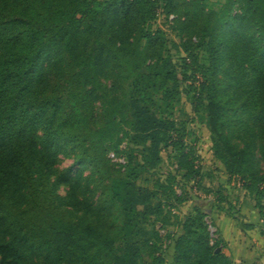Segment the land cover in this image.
Instances as JSON below:
<instances>
[{
  "label": "trees",
  "instance_id": "trees-1",
  "mask_svg": "<svg viewBox=\"0 0 264 264\" xmlns=\"http://www.w3.org/2000/svg\"><path fill=\"white\" fill-rule=\"evenodd\" d=\"M159 10L187 55L180 68ZM179 75L229 183L264 220V0H0V264H167L172 245V264H234L206 219L235 217L236 202L201 187L200 158L170 120ZM67 150L74 162L57 174ZM162 150L176 174L158 172ZM76 168L90 170L84 190L79 176L62 198ZM177 174L207 196L184 219ZM145 175L166 203L137 186Z\"/></svg>",
  "mask_w": 264,
  "mask_h": 264
},
{
  "label": "rangeland",
  "instance_id": "rangeland-1",
  "mask_svg": "<svg viewBox=\"0 0 264 264\" xmlns=\"http://www.w3.org/2000/svg\"><path fill=\"white\" fill-rule=\"evenodd\" d=\"M206 5H208V8H214L216 10L220 9L222 5L225 4L226 0H203ZM172 20V18H171ZM155 25L157 27L162 28L170 42V48L172 49L171 56L173 59V63L180 68V66L183 64V59L186 58V54L180 50H176L172 47V42H175L177 44L180 43V37L176 35L171 29V23L170 19L167 18V16L159 10ZM199 55V61L200 63H206V58L204 53L201 51L198 53ZM180 72V69H179ZM192 74L189 72L188 75H186L187 79ZM179 81H180V89L182 91L181 98L178 102L175 103V109H174V117H172L170 120H172L177 128H180L184 130L185 133V141L188 145L192 146L195 148L197 155L200 158V165L202 167L201 169V187L203 188H211L214 190V192H218L221 190L220 196L225 198L227 202H223L221 205L227 206L228 204H231L233 202V205L236 206L235 209L233 210L234 213H239V199L243 197V195L246 194L245 190L241 187V185L235 181L233 183H229V177L226 174L225 167L221 164L219 160H217L214 156V142L212 139V134L206 125V123L202 122L194 112V105L192 103V96L193 94L188 93V86L189 82L186 80L185 76L179 75ZM148 145V144H147ZM147 146L143 144L139 150L145 149ZM171 154L170 150H162L161 156L163 159V164L161 165L160 170L158 171L160 174L162 173H168L172 172L173 174H176L174 171V166L171 165V162L169 161V155ZM74 157L72 151L67 150L66 153L60 155L59 158V163L57 164L56 168V173L59 174L61 173L64 169L70 167L73 162H74ZM110 157L113 158L114 162L118 163H124V158L122 157H114V154L111 153ZM153 172V171H151ZM90 174V170L88 168H81L79 170L76 168L74 170V174L71 176L68 182L63 183L62 185L59 186L58 188V194L62 198H67L71 191V187L76 184L81 177L82 180H79L80 182L76 184L77 186V192L80 195L82 191L84 190V184H85V179L86 177ZM145 177H148L145 175ZM150 178V183L144 184L141 182H138L137 186L144 188L147 190V193L151 196V200L154 205H157L158 203H166L168 201V198L159 192L160 189L155 187V182L158 178V176H151L148 177ZM162 181L165 180V176L160 177ZM177 179L181 183V185H176L175 190L179 195H181L183 192L184 194H189V201H187L184 204L174 206L172 208L173 213L177 214L179 218L184 219L185 216L189 212L192 211L193 208V201L196 198H203L206 199L207 196L205 193L199 191L194 187L193 183H189L187 185H183L184 181L182 180V177L177 174ZM154 192H159L158 197L153 195ZM212 199L215 200V195H210ZM213 214V213H212ZM206 219L209 231L211 232V236L213 240L217 239L218 232L217 229L212 222L211 216ZM171 220L173 221L174 218L172 217ZM172 229V227L170 228ZM152 227L148 225H144L143 227V232L137 233L134 237V241L136 242L137 240H143L144 238L150 236L151 234ZM144 233H147L146 235H143ZM162 235H165V231H161ZM214 242V241H212ZM226 249L225 252L230 256L229 249L227 248V244L224 242ZM166 260L167 264H172L173 263V254L169 253L167 251L166 253Z\"/></svg>",
  "mask_w": 264,
  "mask_h": 264
},
{
  "label": "crops",
  "instance_id": "crops-1",
  "mask_svg": "<svg viewBox=\"0 0 264 264\" xmlns=\"http://www.w3.org/2000/svg\"><path fill=\"white\" fill-rule=\"evenodd\" d=\"M211 219L234 264H264V220L249 197L239 199L235 217L215 210ZM168 252L174 255L173 245Z\"/></svg>",
  "mask_w": 264,
  "mask_h": 264
}]
</instances>
